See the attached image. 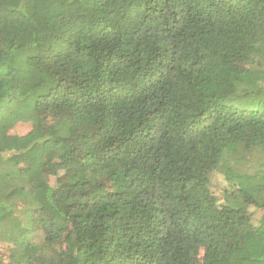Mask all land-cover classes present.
I'll list each match as a JSON object with an SVG mask.
<instances>
[{"label":"trees","instance_id":"16d2710c","mask_svg":"<svg viewBox=\"0 0 264 264\" xmlns=\"http://www.w3.org/2000/svg\"><path fill=\"white\" fill-rule=\"evenodd\" d=\"M0 242L264 264V0H0Z\"/></svg>","mask_w":264,"mask_h":264},{"label":"rangeland","instance_id":"374dc122","mask_svg":"<svg viewBox=\"0 0 264 264\" xmlns=\"http://www.w3.org/2000/svg\"><path fill=\"white\" fill-rule=\"evenodd\" d=\"M36 19L38 21V23H40V25H42L44 22V19L41 18L39 15H36ZM30 128V124L29 123H17L13 129H11L10 132L12 133H16V134H23L25 133L27 130H29ZM253 158H258V154L256 153L255 155H253ZM62 173V170L59 169L58 170V174L60 175ZM56 181H57V176L55 174H52L50 175L49 177V183L54 186L56 184ZM222 176L220 175L219 172H215L214 176H213V179L211 181V184H212V189L213 191L216 193V194H219V188L222 184ZM6 249V246L5 244H2L0 242V251L4 252Z\"/></svg>","mask_w":264,"mask_h":264}]
</instances>
